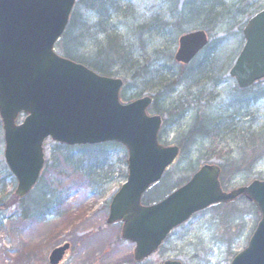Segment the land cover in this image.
<instances>
[{
    "label": "rangeland",
    "instance_id": "1",
    "mask_svg": "<svg viewBox=\"0 0 264 264\" xmlns=\"http://www.w3.org/2000/svg\"><path fill=\"white\" fill-rule=\"evenodd\" d=\"M224 1L245 7L247 13L231 29L229 22L214 30L211 46L188 66L176 64L173 55L181 35L179 29L187 32L196 28L171 27L175 0H108L106 7L99 2L97 9L91 8L93 0H78L72 12L74 40L69 50L77 55L92 62L99 49L107 47L111 37H117L135 55L144 49L141 60L148 59L151 73L143 77L152 78L151 85L160 84L164 73L181 79L168 90L164 86L160 92L169 97L157 106L163 109L165 119L161 141L184 149L158 185L144 195L145 204L151 192L177 188L205 163L222 167L226 190L254 179L264 180V80L242 92L229 75L245 43L243 30L248 20L264 8V0ZM184 3L179 0L178 8ZM139 25L150 27L140 35ZM217 40L222 41L215 45ZM118 69L122 71L119 66L114 71ZM115 73V77L128 82L121 92L127 100L154 97V91H143L145 79L133 81L127 73ZM219 78L221 82L217 83ZM204 117L210 135L203 133V124L192 134L190 131L203 123ZM46 155L44 178L30 199L15 202L16 180L13 185L9 180L0 186V197L7 204L0 209V264H50L51 251L64 243L71 248L61 264H163L170 259L183 264H231L248 245L261 218L259 210L245 198L211 207L176 229L149 259L136 263L135 244L121 238V224H107L111 201L127 181L126 148L116 143L66 146L48 139ZM0 159L4 161L1 120ZM57 185L63 186L68 197L60 211L53 208L43 216L41 208L34 217L22 216L24 207L41 203L48 188L56 189Z\"/></svg>",
    "mask_w": 264,
    "mask_h": 264
},
{
    "label": "water",
    "instance_id": "2",
    "mask_svg": "<svg viewBox=\"0 0 264 264\" xmlns=\"http://www.w3.org/2000/svg\"><path fill=\"white\" fill-rule=\"evenodd\" d=\"M76 3L0 0V119L4 160L17 181L16 198L24 199L38 183L48 139L69 146L120 143L128 153L127 181L111 201L107 224L122 223L121 237L135 244V262L150 258L194 214L244 197L258 208L261 219L231 264H264V180L227 191L221 166L206 163L163 200L143 203L180 148L159 142L163 117L148 114L149 95L123 104L122 78L98 74L55 50ZM243 34L244 46L229 72L242 89L264 78V8L250 18ZM209 42L205 30L181 35L174 61L188 65ZM69 249V243L53 249L49 263L61 264Z\"/></svg>",
    "mask_w": 264,
    "mask_h": 264
},
{
    "label": "trees",
    "instance_id": "3",
    "mask_svg": "<svg viewBox=\"0 0 264 264\" xmlns=\"http://www.w3.org/2000/svg\"><path fill=\"white\" fill-rule=\"evenodd\" d=\"M107 1L108 0H93V4L91 5L92 6L91 8L97 9V6H100L98 5L99 2H101L102 5L106 7ZM178 7H179V0H175L174 10L172 12V17L175 22L171 24V27H181V25H189V26H193L196 29H203V30L206 29V31L211 37L214 30L215 32L219 31L229 22H231V27H230L231 29L238 23V20L247 13V9L245 7H242L241 5L236 3L228 5L225 3L224 0H185V3L182 5V7L180 9ZM148 27H150V25H139L138 28L139 34L141 35L143 30ZM179 30H181V34L186 33L185 30L182 29ZM82 39L83 38L81 37V39L79 40ZM73 40H74L73 33L71 31V27L69 24L62 39H60V41L57 43L56 49L63 52V54L67 58L75 62L81 63L101 75L108 77H115L116 75L115 72H122V73H127L131 80L136 81L138 79L139 80L145 79L143 75L144 74L149 75L151 73L150 70L148 69L149 65L146 64V62L148 63V59L144 61L141 60V56L145 57V55H142V52H144L143 48L137 51L138 53L135 55V53L131 52V50H129L127 46H125L122 43L120 44V41L119 39H117V37H111L109 39L108 46L105 47L104 49L103 48L99 49V52L97 53L94 61L89 62L84 57L77 55V52H75V50H71V49L69 50L70 44L73 45ZM220 41L222 40L215 41V45ZM210 46L211 43L203 52L200 53V55L204 54ZM107 50H109L108 53ZM169 57L171 59L172 55H169ZM216 62H218V58L215 57V63ZM195 63L197 64L198 60ZM117 66H119L120 68L122 67L121 69L122 71H120L119 69L114 71V69ZM207 69L208 67L206 66L204 70L207 71ZM143 70H145V72L142 74ZM161 77L162 78L166 77V78L163 80L161 78L160 84L154 86L151 85L152 78L147 77L148 79H145L143 81V84L145 85L143 91L144 90L154 91L155 104L150 108V111L151 113H157L162 115L164 111L162 108H159L157 106V103L161 101H166V99L169 96L167 95V93H161L160 91H162V89H164L165 87L166 88L168 87L166 90L170 89L174 85H177L181 81V79L178 78L175 79L173 74L169 75L168 73H164V75H162ZM216 82L220 83L221 78H219ZM126 83L128 82L125 81V84ZM157 87L159 88L158 90H156ZM248 90L249 89H245L241 91L246 92ZM121 99L124 102L133 100L131 98L127 100L124 95L121 96ZM206 118L207 117H204L203 123L196 124L195 128L190 132L193 134L194 132L200 129V124H203L205 128L203 129L204 130L203 133H205L206 135H210L211 132L206 130ZM109 144L111 143H107L105 145H109ZM86 146L93 147V145H86ZM183 149L184 147L181 148V152L183 151ZM47 165H48V161L46 163V166ZM46 166L41 174L37 187L41 186L39 183L44 178ZM225 173L226 172H224V175ZM9 180L11 185H13V183L15 182V178L13 174L10 172L7 165L4 163V161L0 159V186H5L6 185L5 181H9ZM187 181L188 179L185 182ZM157 185L158 184H156L154 187H156ZM170 188L165 187L160 191H156L153 193L151 192L150 195L147 196L146 203L148 204L156 203L162 200L163 198H165L167 195H169L171 191L176 189L173 188V190H171L172 188L171 189ZM64 192L65 190L61 185H57L56 189L48 188V191H46L44 194V198L42 202L38 203L33 208H30L29 205L24 207L22 210V216L24 218L34 217L37 210H40L41 208H42L41 214L43 216L52 212L51 210L53 208L60 211L68 200L67 194ZM30 196L31 194L23 200L15 199V202L24 203L26 199H30ZM6 207H7L6 201H3L2 197H0V209H5Z\"/></svg>",
    "mask_w": 264,
    "mask_h": 264
},
{
    "label": "flooded vegetation",
    "instance_id": "4",
    "mask_svg": "<svg viewBox=\"0 0 264 264\" xmlns=\"http://www.w3.org/2000/svg\"><path fill=\"white\" fill-rule=\"evenodd\" d=\"M155 104V100H154V98H153V101H152V105L151 106H153Z\"/></svg>",
    "mask_w": 264,
    "mask_h": 264
}]
</instances>
